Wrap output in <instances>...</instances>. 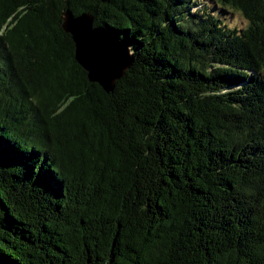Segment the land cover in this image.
<instances>
[{
  "label": "trees",
  "instance_id": "trees-1",
  "mask_svg": "<svg viewBox=\"0 0 264 264\" xmlns=\"http://www.w3.org/2000/svg\"><path fill=\"white\" fill-rule=\"evenodd\" d=\"M65 11L129 43L111 91ZM0 254L264 264V0H0Z\"/></svg>",
  "mask_w": 264,
  "mask_h": 264
},
{
  "label": "water",
  "instance_id": "water-1",
  "mask_svg": "<svg viewBox=\"0 0 264 264\" xmlns=\"http://www.w3.org/2000/svg\"><path fill=\"white\" fill-rule=\"evenodd\" d=\"M62 28L74 42V59L86 71L87 78L104 91L113 89L130 68L133 55L129 43L116 33L93 26L89 14L74 16L69 11L62 14ZM0 264H12L0 254Z\"/></svg>",
  "mask_w": 264,
  "mask_h": 264
},
{
  "label": "rangeland",
  "instance_id": "rangeland-1",
  "mask_svg": "<svg viewBox=\"0 0 264 264\" xmlns=\"http://www.w3.org/2000/svg\"><path fill=\"white\" fill-rule=\"evenodd\" d=\"M243 22H244V20H241L240 21V19L238 17H235V18L232 17V23L235 24V25H237V26H242L243 25L242 24Z\"/></svg>",
  "mask_w": 264,
  "mask_h": 264
}]
</instances>
